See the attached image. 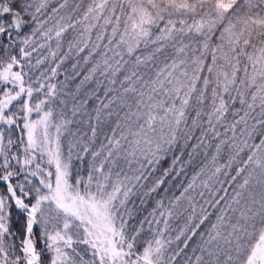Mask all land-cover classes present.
Masks as SVG:
<instances>
[{"label":"snow or ice","instance_id":"6c2138e0","mask_svg":"<svg viewBox=\"0 0 264 264\" xmlns=\"http://www.w3.org/2000/svg\"><path fill=\"white\" fill-rule=\"evenodd\" d=\"M0 264H264V0H0Z\"/></svg>","mask_w":264,"mask_h":264},{"label":"trees","instance_id":"16d2710c","mask_svg":"<svg viewBox=\"0 0 264 264\" xmlns=\"http://www.w3.org/2000/svg\"><path fill=\"white\" fill-rule=\"evenodd\" d=\"M62 78V77H61ZM178 194V193H177Z\"/></svg>","mask_w":264,"mask_h":264}]
</instances>
